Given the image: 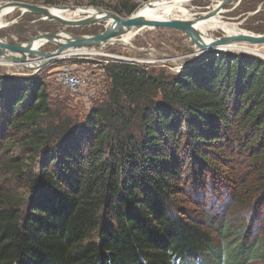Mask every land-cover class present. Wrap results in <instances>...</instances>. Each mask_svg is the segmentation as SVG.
Segmentation results:
<instances>
[{
    "label": "trees",
    "instance_id": "obj_1",
    "mask_svg": "<svg viewBox=\"0 0 264 264\" xmlns=\"http://www.w3.org/2000/svg\"><path fill=\"white\" fill-rule=\"evenodd\" d=\"M102 70L105 99L83 117L52 101L40 75L0 74V264L230 257L209 218L179 202L232 148L252 167L247 188L264 194V60L211 52L178 74ZM258 247L222 264L264 260Z\"/></svg>",
    "mask_w": 264,
    "mask_h": 264
},
{
    "label": "rangeland",
    "instance_id": "obj_2",
    "mask_svg": "<svg viewBox=\"0 0 264 264\" xmlns=\"http://www.w3.org/2000/svg\"><path fill=\"white\" fill-rule=\"evenodd\" d=\"M152 1L154 0H0V7L20 3L58 9L92 8L98 12H108L126 19L142 5ZM220 1L195 0L188 10L194 15L204 13L206 9ZM222 10L223 13L218 15L221 21L236 25L239 30L251 35L264 34V0H234L222 7ZM3 22L4 27L0 29V44L10 46L27 43L41 34H56L65 31L74 36L91 37L107 29L106 22L67 27L41 18L32 12H24L22 9H14L6 14ZM209 36L215 40L225 36V33L218 30L209 32ZM246 47L252 49V46ZM57 48L55 45H43L37 49L35 54H31L29 59L35 61V59L46 57ZM254 48L264 54V45ZM88 50H94L97 54L64 56L34 70L19 65H0V74L6 77L40 75L47 84L52 101L63 103L83 117L90 108L105 99L107 80L102 66L110 62H127L150 69L155 68L165 74H178L179 71L194 64L193 62L185 65L193 59L197 47L179 31L157 28L141 29L128 44L114 42L100 48H88ZM215 52L252 55L264 60L263 57L247 51ZM64 71L77 79L74 90L62 84L61 75ZM227 154L228 162L221 165L219 173L205 172L203 175L204 188L198 192L187 188L179 202L180 207L195 210L202 213L206 219L209 218V224L218 232L216 235L218 237L215 236L218 250L231 253V256L225 260L219 257V264L234 261L237 252L256 244L259 245L258 250L264 252V194L260 196L253 189L247 188L253 181V171L238 148L235 150L232 148ZM2 157L0 153V160ZM5 177L4 173H0V185L3 184ZM250 198L251 201L248 200ZM213 262L217 263L216 260ZM246 264H264V260L254 259Z\"/></svg>",
    "mask_w": 264,
    "mask_h": 264
},
{
    "label": "water",
    "instance_id": "obj_3",
    "mask_svg": "<svg viewBox=\"0 0 264 264\" xmlns=\"http://www.w3.org/2000/svg\"><path fill=\"white\" fill-rule=\"evenodd\" d=\"M234 0H221L219 5V14L223 13L222 7ZM241 1V0H239ZM8 8L22 9L24 12H32L35 15L55 21L63 26L77 27L89 24H95L104 22L107 19H113V24L105 29L103 32L96 36L91 37H80L67 34L65 31H61L56 34H41L32 40L24 44L17 45H5L0 44L1 53L11 54H32L31 51L38 49L43 45H55L58 48L48 56L46 64L52 60L62 58L66 55L70 49H88V48H100L107 45L110 41L121 35L129 32L132 29H157V28H169L179 31L185 34L197 47L196 52L193 54V59L187 62L185 65H190L193 62L201 59L207 53L215 51H226L223 47L232 43L246 42L251 46H262L264 45V34L263 35H240V36H221L215 39L212 43H207L199 36V34L193 29L188 23L178 20H167V21H142L136 18H119L111 13L99 11L96 17L84 18L77 22H67L59 17L51 16L45 12L42 7H36L27 4H7L0 7V15ZM75 11V8H63ZM197 15V14H196ZM184 65V66H185ZM43 67V66H42Z\"/></svg>",
    "mask_w": 264,
    "mask_h": 264
},
{
    "label": "bare ground",
    "instance_id": "obj_4",
    "mask_svg": "<svg viewBox=\"0 0 264 264\" xmlns=\"http://www.w3.org/2000/svg\"><path fill=\"white\" fill-rule=\"evenodd\" d=\"M195 0H154L152 2L146 3L142 5L131 17L136 18L142 21H167V20H178L188 23L195 31L199 34V36L203 39V41L207 43H212L215 40L211 39L209 36V32L222 31L225 33V36H240V35H249L244 31H241L237 28L236 25L229 24L223 22L219 18V5L218 3L213 7L206 9V12L199 14H191L188 10V7ZM42 9L47 12L51 16L59 17L67 22H77L84 18L96 17L98 15V11L89 8V9H76L75 11H71L68 9H58L53 7H42ZM14 10L13 8H8L0 15V29L4 27L3 17ZM106 28H109L113 24V19H107ZM138 29H132L129 32L121 35L118 38L113 39L108 44H112L114 42H122L123 44H128L133 37L139 32ZM238 45L228 44L223 47L224 50L231 51H243L250 52L261 56L264 58V54L259 51V49L254 48L258 46H252V49H249L246 46H251L246 42L237 43ZM246 45V46H244ZM32 54L37 52V49L31 51ZM91 54L96 55L97 52L94 50L88 49H70L67 51V57L72 55H84ZM30 54H11V53H1L0 54V65H19L26 69H38L44 66L48 60V56L42 57L38 60H30Z\"/></svg>",
    "mask_w": 264,
    "mask_h": 264
},
{
    "label": "built area",
    "instance_id": "obj_5",
    "mask_svg": "<svg viewBox=\"0 0 264 264\" xmlns=\"http://www.w3.org/2000/svg\"><path fill=\"white\" fill-rule=\"evenodd\" d=\"M71 74H69L67 71H64V73L61 75V80L63 81L62 84L65 86H68L69 89L74 90L75 84H77V79L71 78Z\"/></svg>",
    "mask_w": 264,
    "mask_h": 264
}]
</instances>
